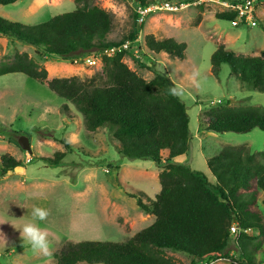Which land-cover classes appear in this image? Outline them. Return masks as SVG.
Masks as SVG:
<instances>
[{
	"label": "rangeland",
	"instance_id": "obj_1",
	"mask_svg": "<svg viewBox=\"0 0 264 264\" xmlns=\"http://www.w3.org/2000/svg\"><path fill=\"white\" fill-rule=\"evenodd\" d=\"M94 4L112 17L109 38L124 39L131 32L134 0H95ZM193 4L177 12H156L146 18L138 31V41L132 43L122 62L145 81L152 80L154 73L139 68L137 61L153 65L168 75L174 87L179 85L183 89V95L178 97L186 105L191 141L187 152L174 162L203 173L214 183L206 161L224 146L246 145L253 152L264 149V133L257 129L248 134L200 130L202 114L211 107L226 104L264 107V93L250 91L240 84L227 65L221 66L218 76L210 71V57L221 44L237 56L259 57L264 53V7H259L257 12L256 27L235 28L230 22L215 18L216 14L225 12L221 4L198 1L196 6ZM74 8L75 0H23L0 6V17L35 25ZM147 35L185 43V59L180 61L165 53H151L144 42ZM15 53H26L47 71L49 79H89L102 67L100 55L88 56L73 64L54 56L39 59L33 47L1 36L0 64L9 63ZM193 73L198 75L193 77ZM63 104L68 106L67 115L61 111ZM11 132L16 133L13 140H9ZM21 136L28 138L31 154L18 146ZM62 140L69 144V150ZM56 152H66L56 166L37 160ZM3 155L13 157L22 165L0 177V233L6 240H0V264H45L47 258L33 252L20 236L24 224L31 220L33 205L50 213L47 221L39 225L54 238L52 257L66 241L125 242L154 221L153 215L145 214L136 206L131 194L139 190L154 199L160 190L161 169L150 160L119 155L106 127L86 131L82 116L70 102L22 74L0 77V159ZM161 155L165 161L167 151ZM258 206L264 212V204L259 202ZM234 243L233 239L228 258H217L211 264H237L229 258L236 253ZM261 248L264 250V242ZM166 256L176 264L192 262L181 253L167 251ZM263 260L264 253L255 258L256 262ZM205 262L210 261L194 263Z\"/></svg>",
	"mask_w": 264,
	"mask_h": 264
},
{
	"label": "trees",
	"instance_id": "obj_2",
	"mask_svg": "<svg viewBox=\"0 0 264 264\" xmlns=\"http://www.w3.org/2000/svg\"><path fill=\"white\" fill-rule=\"evenodd\" d=\"M18 1L23 0H0V6ZM134 2L135 6H146L155 0ZM94 3L95 0H75L74 10L35 25L0 17V37L33 47L39 59L54 56L73 64L100 55L102 67L97 74L84 80L49 79L47 71L26 53H15L9 63L0 64V77L22 74L46 85L75 107L86 131L106 127L119 155L150 160L161 169L160 190L154 199L139 190L131 194L140 210L154 216L153 223L132 238L125 242L66 241L53 255L51 264H176L166 256L167 251L190 257L191 264L205 259L211 263L220 257L228 258L233 239L237 250L230 260L256 264V256L264 253V212L258 206L259 202L264 204V149L253 152L246 145L224 146L206 161L214 183L203 173L175 163V158L187 152L191 141L186 105L170 93L174 85L165 72L137 61L139 68L154 73L152 80L145 81L122 62L127 51L103 54L126 40H136L139 28L134 14L132 30L124 39L109 38L112 17ZM215 18L232 22L236 14L225 11ZM144 42L151 53H165L180 61L186 57L185 43L170 38L157 40L152 35L145 36ZM210 65L214 76H218L222 65H227L240 84L264 93V53L259 57L237 56L221 44L212 53ZM61 111L69 114L67 104L61 106ZM255 129L264 133V107L218 105L205 111L200 121V130L216 134H248ZM14 134L10 133L9 140ZM61 143L70 149L65 140ZM162 151H167L165 161ZM65 156L66 152H56L37 160L56 166ZM21 165L3 155L0 177ZM232 226L238 230L234 238L230 235Z\"/></svg>",
	"mask_w": 264,
	"mask_h": 264
},
{
	"label": "built area",
	"instance_id": "obj_3",
	"mask_svg": "<svg viewBox=\"0 0 264 264\" xmlns=\"http://www.w3.org/2000/svg\"><path fill=\"white\" fill-rule=\"evenodd\" d=\"M196 2H193L194 6H196ZM202 2L219 3L223 6L225 11L234 12L236 14V19L230 23L235 28L238 26L256 27L258 24L257 12L259 10V7H264V0H235L233 3L222 0H198V3ZM190 4L191 3H184L178 0L155 1L146 6L136 4L133 11L135 14V24L140 30V27L144 25L146 18H148L153 13L162 11L177 12L185 6H190ZM134 41H138V39ZM134 41L125 42L118 47L109 48V50H105L103 54L106 56H110L121 50L128 51L130 50L131 45ZM135 53H137V51H135ZM237 231V228L235 226H232L230 234L235 236L237 234ZM258 264H264V260L260 261Z\"/></svg>",
	"mask_w": 264,
	"mask_h": 264
},
{
	"label": "clouds",
	"instance_id": "obj_4",
	"mask_svg": "<svg viewBox=\"0 0 264 264\" xmlns=\"http://www.w3.org/2000/svg\"><path fill=\"white\" fill-rule=\"evenodd\" d=\"M197 75L198 73H193V77ZM170 93L175 96H181L183 95V89L179 85H177L170 89ZM49 214L50 213L47 209L37 205H33L30 213L31 220L24 224L22 231L20 232L21 239L30 245L33 252L47 258L45 260V264H50L51 257L54 251V238L46 228L40 227L39 222L47 221ZM231 236L232 238H234L235 236H237V234L235 236ZM0 240L6 242L5 237L2 233H0ZM259 262H256V264H258Z\"/></svg>",
	"mask_w": 264,
	"mask_h": 264
},
{
	"label": "water",
	"instance_id": "obj_5",
	"mask_svg": "<svg viewBox=\"0 0 264 264\" xmlns=\"http://www.w3.org/2000/svg\"><path fill=\"white\" fill-rule=\"evenodd\" d=\"M17 144L21 148V150L26 151L29 154H31L32 151H31L30 143H29L27 137H25V136L19 137Z\"/></svg>",
	"mask_w": 264,
	"mask_h": 264
}]
</instances>
